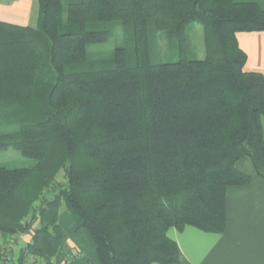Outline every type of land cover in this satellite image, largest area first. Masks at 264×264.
I'll list each match as a JSON object with an SVG mask.
<instances>
[{"label": "trees", "instance_id": "obj_1", "mask_svg": "<svg viewBox=\"0 0 264 264\" xmlns=\"http://www.w3.org/2000/svg\"><path fill=\"white\" fill-rule=\"evenodd\" d=\"M117 23L126 45L91 58ZM253 32L264 9L233 0H37L35 27L0 21V151L34 162L0 166V235L31 236L17 264L64 251L62 212L99 264H179L170 228L223 233L227 189L251 181L236 164L264 182V76L237 41Z\"/></svg>", "mask_w": 264, "mask_h": 264}, {"label": "crops", "instance_id": "obj_2", "mask_svg": "<svg viewBox=\"0 0 264 264\" xmlns=\"http://www.w3.org/2000/svg\"><path fill=\"white\" fill-rule=\"evenodd\" d=\"M233 1L256 3L264 9V0ZM34 12L37 15V0H0L2 22L29 26ZM237 41L247 56L245 71L264 76V32L240 33ZM236 166L251 181L227 189V224L223 233H206L189 226L167 231V237L177 244L181 253L179 264H264V182L255 174L249 159L240 160ZM59 223L69 263L99 264L93 242L86 233L75 232L68 212L60 214Z\"/></svg>", "mask_w": 264, "mask_h": 264}, {"label": "rangeland", "instance_id": "obj_3", "mask_svg": "<svg viewBox=\"0 0 264 264\" xmlns=\"http://www.w3.org/2000/svg\"><path fill=\"white\" fill-rule=\"evenodd\" d=\"M36 12H34L30 22V27L36 26ZM114 35L109 38L107 41L91 45L88 47L89 56L93 59H106L110 58L114 52V50L118 47H122L126 45V38L123 27L120 23H117L113 27ZM190 42L192 45L191 57L192 59H200L204 57V44L202 38V31L200 28L196 27L193 33L190 35ZM0 166H5L9 168H32L34 166V162L28 158L23 157L18 151L14 149H8L5 151H0ZM63 172L60 171L57 174V180L62 181ZM37 225V221L34 222ZM33 225V224H32ZM34 226V225H33ZM30 235L28 233H22L16 236L15 238L8 239L7 236L0 235V255L2 256V252L5 251L10 245L14 244H22L28 242L30 239ZM21 247V245H19ZM13 254V253H12ZM17 256L14 252L13 257ZM55 257H57V261L64 259L68 261L65 256V251H60ZM32 259H27L26 262L30 263ZM0 262H2V257H0ZM42 260H39L37 264H41Z\"/></svg>", "mask_w": 264, "mask_h": 264}, {"label": "built area", "instance_id": "obj_4", "mask_svg": "<svg viewBox=\"0 0 264 264\" xmlns=\"http://www.w3.org/2000/svg\"><path fill=\"white\" fill-rule=\"evenodd\" d=\"M22 246V244H19ZM19 245L14 244L10 245L7 249L5 248V251L2 252V262L0 264H17V257H18V251H19ZM14 252L17 254V256L13 257ZM13 253V254H12ZM57 257L49 258V259H43L41 264H70L69 260L66 261L64 259H61L60 261H57Z\"/></svg>", "mask_w": 264, "mask_h": 264}]
</instances>
